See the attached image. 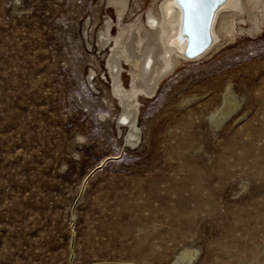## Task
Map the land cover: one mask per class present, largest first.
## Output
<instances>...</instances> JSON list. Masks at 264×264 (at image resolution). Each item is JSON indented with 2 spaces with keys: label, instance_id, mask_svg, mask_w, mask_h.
Returning a JSON list of instances; mask_svg holds the SVG:
<instances>
[{
  "label": "rangeland",
  "instance_id": "374dc122",
  "mask_svg": "<svg viewBox=\"0 0 264 264\" xmlns=\"http://www.w3.org/2000/svg\"><path fill=\"white\" fill-rule=\"evenodd\" d=\"M111 7L0 0V264H264V26L140 95L134 140Z\"/></svg>",
  "mask_w": 264,
  "mask_h": 264
},
{
  "label": "bare ground",
  "instance_id": "6f19581e",
  "mask_svg": "<svg viewBox=\"0 0 264 264\" xmlns=\"http://www.w3.org/2000/svg\"><path fill=\"white\" fill-rule=\"evenodd\" d=\"M110 3L111 9L115 10L116 21L114 18L105 21L98 41L101 45L110 43L112 47L107 65L112 76L114 93L119 96L121 103L122 117L118 120L128 122V137L134 140L137 135L134 118L140 95L152 94L160 80L183 62L204 60L222 45L233 42L238 35H254L256 28L261 30L264 26V0H241L242 14L235 9L221 8L213 17L212 45L200 57L187 60L181 53L184 44H179L176 38L173 43H167L168 35L176 34L180 22L174 6L172 19H169L167 15L161 16V0H150V6L141 14L137 13L134 18V15L130 16L132 10L127 0H110ZM135 4L138 6V2ZM150 18L156 21L154 25L149 23ZM162 23L165 27H161ZM112 24L116 27L111 26ZM125 26L129 29L125 30ZM111 28L116 29L117 36L111 32ZM162 36L165 37L164 40ZM165 43L168 44V50L165 49ZM123 62L129 68V87L124 86L119 78L120 72L126 70Z\"/></svg>",
  "mask_w": 264,
  "mask_h": 264
},
{
  "label": "snow or ice",
  "instance_id": "6c2138e0",
  "mask_svg": "<svg viewBox=\"0 0 264 264\" xmlns=\"http://www.w3.org/2000/svg\"><path fill=\"white\" fill-rule=\"evenodd\" d=\"M241 0H161V16L167 15L169 19L173 16V6L179 7V19L181 31H187L194 38L201 37L212 24L213 16L218 7L235 9L243 12L240 7ZM149 23L155 24L156 21L150 18ZM161 27H165L161 24ZM165 31L167 29L165 28ZM165 37L162 36V40ZM168 50V44L165 43Z\"/></svg>",
  "mask_w": 264,
  "mask_h": 264
},
{
  "label": "water",
  "instance_id": "95a60500",
  "mask_svg": "<svg viewBox=\"0 0 264 264\" xmlns=\"http://www.w3.org/2000/svg\"><path fill=\"white\" fill-rule=\"evenodd\" d=\"M175 8L178 11V15H179L180 13L179 7H175ZM221 8H224V7H218L217 10H220ZM211 27H212V24L209 26V28L205 31V33L201 37L194 38L190 36L187 31H181V24L179 22V27L177 31L175 32L176 36L169 34L167 37V43L169 44L173 43L176 38L177 40H179L178 41L179 44L180 43L184 44V48L181 49V53L185 57V59L187 60L196 59L200 57L202 54H204L212 45L213 36L211 34Z\"/></svg>",
  "mask_w": 264,
  "mask_h": 264
}]
</instances>
